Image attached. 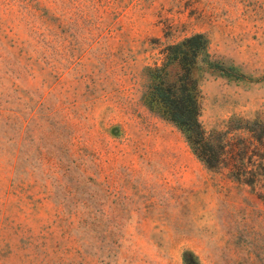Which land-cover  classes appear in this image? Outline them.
Here are the masks:
<instances>
[{
    "label": "rangeland",
    "instance_id": "1",
    "mask_svg": "<svg viewBox=\"0 0 264 264\" xmlns=\"http://www.w3.org/2000/svg\"><path fill=\"white\" fill-rule=\"evenodd\" d=\"M194 33L247 77L197 74L203 129L262 153L234 127L264 133V0H0V264H264L263 181L147 104Z\"/></svg>",
    "mask_w": 264,
    "mask_h": 264
},
{
    "label": "trees",
    "instance_id": "2",
    "mask_svg": "<svg viewBox=\"0 0 264 264\" xmlns=\"http://www.w3.org/2000/svg\"><path fill=\"white\" fill-rule=\"evenodd\" d=\"M163 64L152 68L153 78L158 77L161 67L175 64L178 68L171 80L155 81L148 91V106L156 109L160 116L171 122L182 134L191 152L211 170L226 169L227 175L236 181L253 186L259 178L264 183V162L250 166L243 161L251 155L260 157L255 147H238L228 143L223 133H206L199 121V90L197 74L200 71L214 73L229 80L240 81L247 77L237 66L215 59L208 52L207 40L194 33L180 41L168 44L163 49ZM234 130L245 131L248 139L256 145L261 143L264 133L255 121H244ZM262 145V144H261ZM248 156H247V153ZM263 159V158H262ZM264 161V160H263ZM264 188V184H261ZM186 253H183V257Z\"/></svg>",
    "mask_w": 264,
    "mask_h": 264
}]
</instances>
